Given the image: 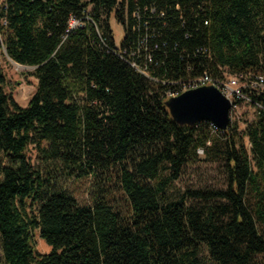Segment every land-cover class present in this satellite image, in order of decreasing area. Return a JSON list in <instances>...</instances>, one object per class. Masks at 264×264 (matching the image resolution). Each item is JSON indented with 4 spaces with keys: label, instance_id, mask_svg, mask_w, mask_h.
<instances>
[{
    "label": "trees",
    "instance_id": "trees-1",
    "mask_svg": "<svg viewBox=\"0 0 264 264\" xmlns=\"http://www.w3.org/2000/svg\"><path fill=\"white\" fill-rule=\"evenodd\" d=\"M5 55L38 84L20 106L0 61V264H264V89L243 133L165 104L205 73L264 76V0H0ZM200 155L222 187L178 186Z\"/></svg>",
    "mask_w": 264,
    "mask_h": 264
},
{
    "label": "rangeland",
    "instance_id": "rangeland-1",
    "mask_svg": "<svg viewBox=\"0 0 264 264\" xmlns=\"http://www.w3.org/2000/svg\"><path fill=\"white\" fill-rule=\"evenodd\" d=\"M4 1V0H1ZM80 25L79 22H72L71 27L75 28ZM110 26L114 34V39L117 47L124 36L123 28L116 19L113 17L110 21ZM4 72L6 74L7 85L6 89L11 94L14 100L23 107H26L36 91L38 84L37 78L33 75L34 70L23 69L16 65L6 55L0 58ZM258 110L251 102H243L239 105L238 109L230 112L231 121L237 124L240 133H243L248 123L254 122L257 119ZM248 149L251 145L248 138L244 139ZM28 157L31 163L39 166L37 149L35 145L30 146L28 150ZM202 159L203 156L200 155ZM224 184V177L221 170L213 164L208 162L199 161L193 167L187 169L184 173L182 181L178 182V186L182 189L189 187H222ZM63 187H66L71 193L75 195L81 204L89 202V192H91V185L89 181H79L74 179L71 181L63 182ZM37 250L41 254H48L51 248L39 236H36ZM0 258L1 250H0Z\"/></svg>",
    "mask_w": 264,
    "mask_h": 264
},
{
    "label": "water",
    "instance_id": "water-1",
    "mask_svg": "<svg viewBox=\"0 0 264 264\" xmlns=\"http://www.w3.org/2000/svg\"><path fill=\"white\" fill-rule=\"evenodd\" d=\"M14 63L23 69L37 68ZM165 104L173 121L180 126L192 127L207 121L219 130L226 131L231 122L232 103L213 85L185 91L177 97L169 98Z\"/></svg>",
    "mask_w": 264,
    "mask_h": 264
},
{
    "label": "built area",
    "instance_id": "built-area-1",
    "mask_svg": "<svg viewBox=\"0 0 264 264\" xmlns=\"http://www.w3.org/2000/svg\"><path fill=\"white\" fill-rule=\"evenodd\" d=\"M174 91L169 93L170 97H177L185 91L200 88L207 85L215 86L232 103L231 111L238 109L243 102H251L250 94L259 93L264 89V76L260 74L249 73L247 75H232L225 73L223 79H216L205 73L187 83H175ZM213 125V124H212ZM215 130L219 128L213 125ZM200 154L203 151H199Z\"/></svg>",
    "mask_w": 264,
    "mask_h": 264
}]
</instances>
